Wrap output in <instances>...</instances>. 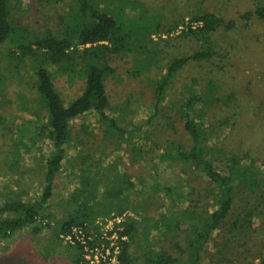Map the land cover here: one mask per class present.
I'll list each match as a JSON object with an SVG mask.
<instances>
[{"label":"trees","instance_id":"1","mask_svg":"<svg viewBox=\"0 0 264 264\" xmlns=\"http://www.w3.org/2000/svg\"><path fill=\"white\" fill-rule=\"evenodd\" d=\"M75 1L76 5L68 16L69 23L63 24L59 33L62 36L51 30L44 36H34L27 28L20 29L15 24L12 18V0H0V46L11 45L12 49L8 54L11 58L30 55L38 62L34 66L37 96L29 97L26 92L21 91L17 93L20 99L19 110L32 117L18 122V113L12 119L2 111L3 104L0 102V176L10 172L17 176V181H23L29 175L28 177L41 178L43 184L41 195L35 200L22 196L23 192L20 190L9 191L7 186L5 190H1L5 200L0 204V242L17 235L25 228L40 233L43 225L38 224L39 220L52 221L53 215L48 212L47 205L55 196L56 182L65 164L73 135V120L93 113L99 117L109 135L115 132L119 137L118 142L128 140L131 143L132 153H140L142 150L144 157L147 152L152 155L148 159L150 162L155 161L158 153L161 163L168 162L169 166L180 167V177L183 178L191 169L207 181L204 192H201L207 198V206H201V197L186 207L176 204L184 217L180 222H189L186 246L183 248L180 241L175 242L177 247L179 245L181 254L174 256L163 248L156 250L148 246L143 253L142 264H203L205 257L216 264H255L257 259V264H264V157L247 149L239 152L225 150L219 145V141L213 144L210 141L218 137L219 133L208 123V108L217 101H231V96H217L213 81L201 86L199 79L195 77L185 84L181 96L171 98L170 106H167V99L171 96L179 72L189 64L211 61L222 56V44L215 35L224 27H236V21L227 20L213 11L195 10L188 21L186 15H183L173 19L171 23H165L167 12L159 9H170L169 5L166 7V3L157 6L152 14L143 0ZM115 1L122 6V11L128 6L139 11L133 15L128 14L132 18L125 17V22L121 23L110 11L117 5ZM172 8L177 10V6L173 4ZM249 17L264 20L262 1H257L255 8L246 13V18ZM176 32L179 33L174 37ZM154 35L159 36L158 40L153 38ZM175 38L191 40L193 48L182 55L169 53L166 45ZM114 54L134 58L135 76H139L144 70L151 72L157 68V76L151 78L152 116L162 115L166 107L176 109L191 137L192 144L189 148L174 140L168 142L166 148H162L159 142L153 140L150 148L145 149L143 145L147 146L146 141L139 144L137 140L128 137L129 134L133 136L136 129L143 131V125L130 129L120 125L118 119L110 115L112 104L106 81L116 72L111 63ZM50 66H56L58 71L64 72L71 79L76 76L83 79L81 94L68 105L57 90ZM30 100L37 103L38 108L35 104H30ZM33 117L36 120H32ZM225 123L222 121L221 125ZM144 133L148 136L146 139H150L151 131L144 130ZM5 136L11 137L7 144ZM40 140L47 141L50 147L48 152L44 151L43 146H38ZM80 143V154L70 163L80 170L82 186L72 191L69 200L74 206L72 216L56 228L57 236L69 232L74 225L87 227L90 225L89 221L95 220L99 215H110L113 210L117 214L132 210L144 217L149 208H140L141 203L138 202L137 205L132 195L143 193V189L137 186L143 185L147 176H135L118 170L117 174L110 176L116 170L115 164L107 162L102 172L99 170L102 158H97V153L100 152L108 156V147H102L96 142V149L93 146V150H90L83 147L86 140H81ZM22 147L28 153L24 154ZM34 147L40 152L34 157L36 166H29L25 155L30 154ZM160 164H153L156 173ZM152 176L156 178L154 194L164 189L166 194L172 195L174 191L171 187L161 182L158 175ZM23 190L28 195L27 190ZM150 195L143 202L153 203V195ZM178 197L182 199L184 195L178 193ZM97 202L110 207L109 210L95 209L94 205L97 204L94 203ZM160 206L164 211L157 221L165 224V231L170 233L173 231V224L169 226L167 207L164 204ZM135 221V218L128 215L124 224L121 235L128 239L122 241L119 264H141L131 252L132 241L137 232ZM46 225L51 226V222ZM210 242L214 251L208 247ZM6 247L8 246H3L1 250H6ZM74 247L76 251L72 254L73 264H83L82 246L78 244Z\"/></svg>","mask_w":264,"mask_h":264},{"label":"rangeland","instance_id":"2","mask_svg":"<svg viewBox=\"0 0 264 264\" xmlns=\"http://www.w3.org/2000/svg\"><path fill=\"white\" fill-rule=\"evenodd\" d=\"M143 1L147 3L146 7L151 13L153 12L152 14H154L157 6H163L165 3L166 7L169 5L170 9H159V11L167 12L165 23H171L173 19L183 15H186L188 21L190 14L195 10L213 11L224 16L227 20L236 21V27H224L215 35L216 39L222 44V56L211 61L189 64L179 72L171 96L167 99V106H170L169 101L171 98L177 95L181 96L185 90V84L190 83L193 78H198L201 86L213 81L216 85L215 93L217 96H231L232 99L228 102L217 101L208 108V123L219 133L218 137L210 140L211 143L219 141V145L225 150L239 152L247 149L257 156L264 157V20L257 17L246 18V13L255 8L257 1L264 3V0ZM75 3V0H12V18L20 29L27 28L29 33H34V36H44L49 30L62 36L59 33L63 24L69 23L68 16H70L69 13L71 14V10L76 5ZM115 4L117 5L110 11L121 23L126 18H132L129 15L136 14L139 11L132 6H128L126 10L122 11V6L117 1H115ZM172 4L177 6V10L172 8ZM147 14L149 15L148 12ZM70 18H73V16ZM178 33H174V37ZM163 37H166V35ZM153 38L158 40L159 36L154 35ZM29 39L31 40L32 37L30 36ZM161 45L164 46L163 43ZM166 48L171 54L182 55L193 48V43L191 40L175 38L166 45ZM11 49L10 44L0 46V102L3 104V112L12 119H15L14 116L18 113L20 117L19 120L16 118V121L22 122L32 116L19 110L20 99L17 93L21 91L26 92L29 97L37 96L35 90L37 79L34 66L38 62L34 61L30 55L22 58L16 55L11 58L8 55ZM111 63L116 72L106 81L112 104L110 115L116 117L122 126L135 129L136 125H143L145 131H151L150 139H146L148 136L145 135L144 130L137 131V129L132 133L133 136L129 134L128 137L137 140L139 144H144V141H146L147 148L143 145L145 149L150 148L153 140L159 142L162 148H166L167 143L172 140L189 148L192 140L176 109L166 107L162 115L152 116L153 87L151 78L157 76V68H154L151 72L144 70L139 76H135L136 65L132 56L124 57L114 54ZM49 68L54 73L57 90L63 96L65 103L70 104L81 94L83 79L79 76L71 79L64 72L58 71L56 66H50ZM29 103L37 104L32 100ZM43 113L45 114L44 111ZM32 120H36L35 117ZM222 121L226 123L221 125ZM72 126V140L63 170L56 182L55 196L47 205L48 212L53 215L52 221L39 220L38 224L43 225V231L40 233H35L31 228H25L8 240L1 241L0 264H73L72 254L76 251L74 247L76 245L73 246L64 241L60 235L57 236L55 230L64 220L72 216L71 212L74 206L69 201L70 196L73 194L72 191L80 189L82 186L80 170L70 163L80 154L81 140H86L83 147L90 150H93V146L96 149V142L102 147H108V156L100 151V153H97V158H102L100 171L105 170L104 167L107 162H113L116 170L110 176L117 174L118 171L135 176H147L146 182L141 186H137V188L141 187L140 189H143L141 191L143 193H134L132 196L136 199L137 205L138 202L141 203L140 208L147 207L149 208L148 211L142 217L135 211L127 210L129 216L136 220L137 232L135 240L132 241L131 252L137 258V262L143 263L142 256L147 251L148 246L156 250L163 248L166 252L179 256L181 251L179 245L177 247L175 242L180 241L183 248L186 246L189 235V222L187 220L180 222V219L184 217L179 210L180 208H178L179 205L176 206V204L186 207L190 203L194 204L201 197L203 199L201 206H207V198L202 194L207 181H204L202 176H198L191 169L188 170L187 175H183V178L180 177V167L178 165L169 166L168 162L161 163L162 161L157 157L158 153L154 162L161 164L156 173L153 170L154 162L148 160L152 155L146 152L143 157L144 152L142 150L140 153H137V151L132 153L131 143L128 140L118 142L119 137L115 135V132L109 135L99 117L93 113L74 119ZM10 138L5 136L6 144ZM46 142L40 140L38 146H43L44 151L48 152L50 147ZM21 149L24 154L28 153L24 147ZM39 152L38 148L34 147L30 154L25 155L29 166H36L34 157ZM151 174L158 175L161 182L171 187L174 191L172 195L166 194L164 189L154 194L156 178ZM28 176L23 181H17V176L10 172L0 176V204L5 200L1 190H5L6 186L9 191L16 192L15 190H20L23 192L22 196H27L28 199L35 200L39 198L43 186L41 178ZM96 176H100V174H96ZM181 179L183 182H180ZM23 188L27 190L28 195ZM178 193L183 194L184 197L179 199ZM147 194L153 195V203L143 202L146 201ZM98 203H94L97 204L94 205L95 209L109 210L110 207ZM160 203L167 207L166 213L169 218V226L171 223L173 224V231L170 233L165 231V224L157 221V218L164 211V209H161ZM113 213L116 212L113 210L110 215H99L95 220L88 223L93 224L99 217H109ZM48 222H51V226L46 225ZM3 246L8 247H6V250H1ZM208 247L212 251L215 250L212 248L211 242ZM141 249L144 250L141 251ZM258 261L259 259L255 261V264ZM203 264L216 263L209 262L205 257Z\"/></svg>","mask_w":264,"mask_h":264},{"label":"built area","instance_id":"3","mask_svg":"<svg viewBox=\"0 0 264 264\" xmlns=\"http://www.w3.org/2000/svg\"><path fill=\"white\" fill-rule=\"evenodd\" d=\"M129 212L113 213L109 217H99L95 223L74 225L67 233H61V238L71 245L80 244L83 248V264H119L122 252V236L124 224Z\"/></svg>","mask_w":264,"mask_h":264}]
</instances>
